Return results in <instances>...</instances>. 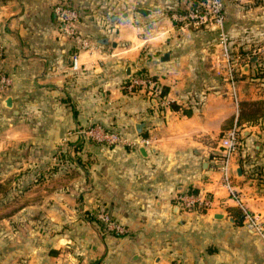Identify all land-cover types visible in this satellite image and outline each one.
<instances>
[{
    "label": "crops",
    "instance_id": "obj_1",
    "mask_svg": "<svg viewBox=\"0 0 264 264\" xmlns=\"http://www.w3.org/2000/svg\"><path fill=\"white\" fill-rule=\"evenodd\" d=\"M199 1L0 0L12 79L0 91V264H264L214 161L236 126L233 182L264 217V2L221 0L234 100L216 27L171 17ZM56 5L76 9L87 45ZM140 71L165 87L160 97L128 90ZM91 126L122 139L97 141ZM208 189L211 208L178 205L179 192ZM100 210L124 231L105 229Z\"/></svg>",
    "mask_w": 264,
    "mask_h": 264
},
{
    "label": "built area",
    "instance_id": "obj_2",
    "mask_svg": "<svg viewBox=\"0 0 264 264\" xmlns=\"http://www.w3.org/2000/svg\"><path fill=\"white\" fill-rule=\"evenodd\" d=\"M264 2V0H258ZM56 17L63 24L65 30L71 34L76 40L81 41L82 45H87L88 42L82 39L76 28V22L78 20V12L76 9L56 5L54 7ZM171 17L184 24L215 26L218 30V40L221 46V59L224 63L223 73L228 83V91L232 95L234 100H237V82L236 64L231 57V51L229 47L228 33L224 26V8L221 0H201L198 4L186 9L185 11H174L171 13ZM3 46L0 41V91L6 89L11 85V76L5 72L2 67L3 61ZM76 59L73 61V65L76 66ZM126 87L129 91L135 89H142L146 91L151 97H160L161 85L157 78L140 71V73L130 77L126 83ZM91 138L105 143H115L122 139L121 135L117 131L105 130L98 126H91L86 130ZM144 143H148V138H143ZM239 144L238 129L233 126L227 129L224 134L219 138L218 153L215 156V170L218 172V182L220 186L227 193L228 198L232 199L243 212L245 225L257 233L264 241V217L255 211L250 210L243 202L240 192L236 188L233 182V168L232 158L237 151ZM213 193L212 189H208L204 192L195 191H182L176 195L178 205L184 211L192 210H207L213 205ZM97 218L104 224L105 229L117 233L124 231V227L112 216L107 210H100L97 214Z\"/></svg>",
    "mask_w": 264,
    "mask_h": 264
},
{
    "label": "water",
    "instance_id": "obj_3",
    "mask_svg": "<svg viewBox=\"0 0 264 264\" xmlns=\"http://www.w3.org/2000/svg\"><path fill=\"white\" fill-rule=\"evenodd\" d=\"M136 11L139 12V13H146V9L145 8H142V7L136 8ZM245 65L248 66V63H246ZM9 100H10V98L6 99V101H5L7 105H9V103H8Z\"/></svg>",
    "mask_w": 264,
    "mask_h": 264
},
{
    "label": "trees",
    "instance_id": "obj_4",
    "mask_svg": "<svg viewBox=\"0 0 264 264\" xmlns=\"http://www.w3.org/2000/svg\"><path fill=\"white\" fill-rule=\"evenodd\" d=\"M164 92H165V87H161V92L160 93L163 94ZM172 106L176 107V105H173V104H172Z\"/></svg>",
    "mask_w": 264,
    "mask_h": 264
}]
</instances>
